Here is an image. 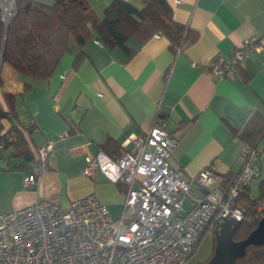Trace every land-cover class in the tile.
<instances>
[{"label":"crops","instance_id":"0c3cea01","mask_svg":"<svg viewBox=\"0 0 264 264\" xmlns=\"http://www.w3.org/2000/svg\"><path fill=\"white\" fill-rule=\"evenodd\" d=\"M86 1L100 18L112 2ZM126 1L142 7L141 0ZM166 1L173 19L197 35L175 52L160 35L143 44L130 39V56L94 38L81 47L83 55L75 62L78 49L72 41L71 51L42 81L28 79L3 62L1 47L0 114L5 113L1 132L13 134V128H20L23 133L16 143L0 150V214L53 194L63 208L95 194L109 216L118 219L124 208V187L98 171L84 176L85 160L99 152L119 156L125 143L131 147L127 141L158 125L160 119L177 138L168 166L191 181L185 209L192 197L205 194L192 182L202 169L211 165L220 178L238 170L244 146L239 133L255 113L264 114V0ZM252 37L260 48L244 56L234 79L213 77L206 70V63L228 56ZM44 143L51 145L46 169L33 188L24 189L22 181L31 173L34 149ZM261 143L264 137L256 147L257 176L264 163ZM216 187L213 182L208 188ZM251 190L252 181L250 195Z\"/></svg>","mask_w":264,"mask_h":264},{"label":"built area","instance_id":"2783aa9c","mask_svg":"<svg viewBox=\"0 0 264 264\" xmlns=\"http://www.w3.org/2000/svg\"><path fill=\"white\" fill-rule=\"evenodd\" d=\"M16 13L17 0H0L3 36ZM259 48L252 37L228 56L206 63V70L213 77L234 79L244 56ZM165 126L160 119L127 141L131 147L125 143L119 156L99 152L86 158L84 176L98 171L124 187L118 219L109 216L95 194L72 201L67 208L53 194L0 214V264H189L205 231L214 233L220 219L243 218L237 199L259 174L260 152L244 145L240 166L229 178L215 176L211 165L198 172L192 182L205 194L192 197L185 209L191 181L168 166L177 138ZM50 153V143L35 148L31 173L22 181L24 189L34 187ZM213 182L217 187L209 189ZM263 209L264 203L259 211Z\"/></svg>","mask_w":264,"mask_h":264},{"label":"trees","instance_id":"16d2710c","mask_svg":"<svg viewBox=\"0 0 264 264\" xmlns=\"http://www.w3.org/2000/svg\"><path fill=\"white\" fill-rule=\"evenodd\" d=\"M141 2L142 7L136 8L126 0H112L100 18L86 0H52L50 5L35 0H17V13L5 32L4 42L0 23L1 60L28 79L47 81L61 57L71 51L72 41L78 49L76 62L83 55L81 47L94 38L110 49L120 48L128 56L131 55L127 47L130 39L143 44L154 35H160L168 40L173 52L195 40L196 33L173 19L172 8L166 0ZM28 83H24L25 87ZM4 114H0V118ZM1 129L0 126V150L16 143L18 135L23 133L20 128H13V134L1 132ZM263 137L264 114L255 113L240 131L239 138L244 145L257 147ZM32 157L34 162L35 153ZM229 177L231 175H227ZM237 203L244 212L233 233V239L239 241L264 216V209L259 211L264 203V176L258 184V195L251 196L246 186ZM235 264H264V245L248 246Z\"/></svg>","mask_w":264,"mask_h":264},{"label":"water","instance_id":"95a60500","mask_svg":"<svg viewBox=\"0 0 264 264\" xmlns=\"http://www.w3.org/2000/svg\"><path fill=\"white\" fill-rule=\"evenodd\" d=\"M238 224V221L231 218L218 220L214 231L215 246L213 255L203 264H235V261L244 255L248 246L264 245V216L244 239L236 241L233 239V233Z\"/></svg>","mask_w":264,"mask_h":264},{"label":"rangeland","instance_id":"374dc122","mask_svg":"<svg viewBox=\"0 0 264 264\" xmlns=\"http://www.w3.org/2000/svg\"><path fill=\"white\" fill-rule=\"evenodd\" d=\"M264 143L260 144V150L263 148ZM262 155L264 158V150L262 151ZM264 176V163H263V169L262 173L259 176H255L252 179V190H251V196L256 197L258 195V184L260 179ZM187 207V206H185ZM215 246V238L214 233L211 231H205L203 235L200 237V241L198 244V247L195 251V253L192 256V259L189 260V263L192 264L193 261H199V262H207L209 258H211V254L213 255ZM208 258V259H207ZM198 263V262H197Z\"/></svg>","mask_w":264,"mask_h":264},{"label":"flooded vegetation","instance_id":"af4514ba","mask_svg":"<svg viewBox=\"0 0 264 264\" xmlns=\"http://www.w3.org/2000/svg\"><path fill=\"white\" fill-rule=\"evenodd\" d=\"M193 256V255H192ZM192 259V257L190 258ZM191 261V260H190ZM198 262V263H197ZM190 264V263H189ZM192 264H203L202 262H199L198 260L197 261H193Z\"/></svg>","mask_w":264,"mask_h":264},{"label":"bare ground","instance_id":"6f19581e","mask_svg":"<svg viewBox=\"0 0 264 264\" xmlns=\"http://www.w3.org/2000/svg\"><path fill=\"white\" fill-rule=\"evenodd\" d=\"M243 217H244V215H243ZM242 219H243V218H242ZM242 219H241V220H242ZM241 220H240V221H241ZM240 221H238V222H240Z\"/></svg>","mask_w":264,"mask_h":264}]
</instances>
